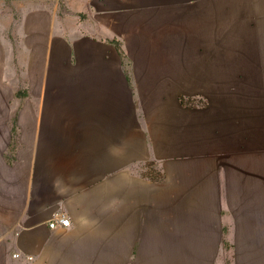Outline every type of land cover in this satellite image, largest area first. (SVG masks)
<instances>
[{
  "label": "crops",
  "instance_id": "crops-1",
  "mask_svg": "<svg viewBox=\"0 0 264 264\" xmlns=\"http://www.w3.org/2000/svg\"><path fill=\"white\" fill-rule=\"evenodd\" d=\"M106 3L84 24L43 8L17 26L0 264H264V124L213 135L158 69L181 19L202 17L210 45L213 5L264 17V0ZM58 212L69 227H50Z\"/></svg>",
  "mask_w": 264,
  "mask_h": 264
},
{
  "label": "rangeland",
  "instance_id": "rangeland-1",
  "mask_svg": "<svg viewBox=\"0 0 264 264\" xmlns=\"http://www.w3.org/2000/svg\"><path fill=\"white\" fill-rule=\"evenodd\" d=\"M97 6L106 13V0H0V109L10 113L13 106H22L27 93L19 66L24 35L16 33L17 26L22 31L33 24L36 11L43 8L51 11L53 21L68 18L76 25L78 18L84 24L97 13ZM234 9L229 4L224 10L223 5H213L210 45L203 42L207 34L202 17L181 19L180 49L164 52L173 64L167 65L164 57L158 68L163 76L177 75L178 81L171 85L186 96L187 108L197 118L210 122L213 135L231 125L243 126L249 133L248 125L264 124V17L249 18L245 11L237 19ZM9 113L0 111V203L4 176L11 174L3 165L11 166L17 151L9 141L18 132L6 128L11 125Z\"/></svg>",
  "mask_w": 264,
  "mask_h": 264
},
{
  "label": "built area",
  "instance_id": "built-area-1",
  "mask_svg": "<svg viewBox=\"0 0 264 264\" xmlns=\"http://www.w3.org/2000/svg\"><path fill=\"white\" fill-rule=\"evenodd\" d=\"M59 226L69 227L70 226V218L64 212H58L54 214L51 222V228H57Z\"/></svg>",
  "mask_w": 264,
  "mask_h": 264
},
{
  "label": "trees",
  "instance_id": "trees-1",
  "mask_svg": "<svg viewBox=\"0 0 264 264\" xmlns=\"http://www.w3.org/2000/svg\"><path fill=\"white\" fill-rule=\"evenodd\" d=\"M180 100H181V104L184 105L185 107H187L186 96L185 95H181L180 96Z\"/></svg>",
  "mask_w": 264,
  "mask_h": 264
}]
</instances>
